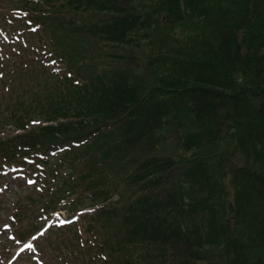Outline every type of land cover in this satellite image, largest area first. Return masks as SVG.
I'll return each mask as SVG.
<instances>
[{
  "label": "trees",
  "instance_id": "1",
  "mask_svg": "<svg viewBox=\"0 0 264 264\" xmlns=\"http://www.w3.org/2000/svg\"><path fill=\"white\" fill-rule=\"evenodd\" d=\"M0 27V179L39 164L34 217L79 215L48 245L80 264H264V0H0Z\"/></svg>",
  "mask_w": 264,
  "mask_h": 264
},
{
  "label": "rangeland",
  "instance_id": "2",
  "mask_svg": "<svg viewBox=\"0 0 264 264\" xmlns=\"http://www.w3.org/2000/svg\"><path fill=\"white\" fill-rule=\"evenodd\" d=\"M12 15L14 17L18 16V12L16 10L12 11ZM180 33V32H179ZM0 37H7L5 32L0 27ZM47 58L42 56L43 66H39L40 71L42 68H45L46 71L51 72V69H55L53 65L47 63ZM52 70V71H53ZM57 71V70H56ZM55 72V70H54ZM10 133V128L8 127L6 130L0 132V134H8ZM123 133V130H121ZM168 143H162V146H166ZM55 154L54 152H52ZM28 161L34 162V158L28 159ZM32 166L26 165L25 167L16 168L10 167L3 170V174H7L2 179H0V264H40V260L44 261L43 264H80L81 262L74 254L78 260H74L72 258H68L64 251L56 252L54 249L57 248L59 244L56 245H48V240L53 242H60L58 238H71L73 236L72 231H66L63 229L53 228L54 225L64 224L68 218L76 220L77 217L74 215L70 216L66 209L62 208L60 211L53 213L50 218H47L46 215H41V220L35 218L34 216L40 211H35L37 213L33 214L32 207L28 206L30 202L33 200L34 202L38 201V195L42 192V188H44L42 184V176L43 174V166L39 164H35ZM36 166V167H34ZM117 195H113L111 199H116ZM19 201L26 208L21 207L22 214L20 217L24 218L22 220L17 221V219H13V216L16 218L14 213L12 212L13 206L10 204V201ZM39 204V203H38ZM36 203V205H38ZM27 207L30 208L31 211L27 210ZM88 208L90 206H87ZM38 208V207H37ZM26 209V210H25ZM36 209V208H35ZM40 209V208H38ZM33 216L30 219H26V217ZM13 215V216H12ZM13 224H12V219ZM48 224H50V228L54 231H58L57 234H49L47 228H42V233H35L34 235H27L26 230L29 228L28 221H33V224H37V226H42L46 220ZM74 226V224H73ZM32 229V228H31ZM30 229V230H31ZM13 236L15 238L13 239ZM23 237V238H22ZM27 238L29 242H27L25 247L19 250V243H21L23 239ZM47 251L43 254V258L39 255L37 251V244ZM60 246V245H59ZM21 248V247H20ZM69 253V252H68ZM79 254V253H78ZM77 254V255H78ZM80 256V254H79Z\"/></svg>",
  "mask_w": 264,
  "mask_h": 264
}]
</instances>
